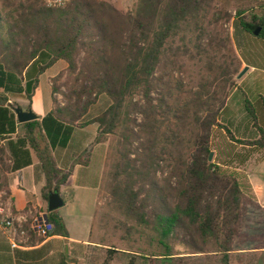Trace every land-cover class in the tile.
Returning a JSON list of instances; mask_svg holds the SVG:
<instances>
[{
  "label": "trees",
  "instance_id": "16d2710c",
  "mask_svg": "<svg viewBox=\"0 0 264 264\" xmlns=\"http://www.w3.org/2000/svg\"><path fill=\"white\" fill-rule=\"evenodd\" d=\"M240 1L248 3L233 17L227 6ZM257 29L264 41V0H138L136 8L112 0H71L63 8L45 0L4 2L0 91L25 96L31 110L41 76L60 62L75 84L64 107L22 125L20 107L0 96V192L6 174L32 166L35 155L48 202L104 138L117 134L109 204L126 236L144 228L163 249L153 264L161 256L168 264H232L249 242H261L251 252L264 258V236L247 234L248 216L259 207L246 175L209 162L213 129L223 128L219 116L243 66L234 37ZM103 96L110 106L83 122ZM91 125L98 126L96 140L60 169L53 153L69 149L76 130ZM252 145L264 150V136ZM48 221L52 234L68 236L58 212Z\"/></svg>",
  "mask_w": 264,
  "mask_h": 264
},
{
  "label": "crops",
  "instance_id": "0c3cea01",
  "mask_svg": "<svg viewBox=\"0 0 264 264\" xmlns=\"http://www.w3.org/2000/svg\"><path fill=\"white\" fill-rule=\"evenodd\" d=\"M236 48L243 67H247L249 71L231 92L227 105L219 116V124L223 128L213 129L211 152L214 153L213 162L216 165L246 175L250 195L259 209L264 211V181L256 179L263 168L264 150L252 145L264 136V41H249ZM241 49L243 52H240ZM239 92H242V100L236 102ZM246 104L251 107L249 114L245 110ZM20 105L21 109L28 111L30 103L26 100V103ZM52 110L53 104L40 120ZM229 110L231 116L222 120V116ZM95 126L97 127H90ZM88 127L76 130L69 149L53 153L60 169L71 168L75 162V153L80 155L96 140L98 127L93 136L84 142L75 141L76 135ZM219 131L226 132L228 141L236 147V151L238 149L242 152L241 159L231 160L225 165L219 163V152L214 147V133ZM100 150L103 153L97 155ZM107 155L106 145H97L88 165H77L69 184L61 188L65 206L57 212L67 228L68 236L52 234L42 240L32 237L23 247L12 249L0 227V264H153V242L147 238L144 242L139 241L130 234L126 236L117 227V219L105 216L104 212L109 205L106 200L109 171ZM96 159L98 164L95 167ZM6 178L7 184L0 195L14 212L31 216L49 214L48 202L43 198L47 176L38 157L33 156L32 166L16 173H7ZM69 191L72 192L71 198L67 197L70 195ZM157 259L159 264H168L164 262L163 256ZM195 259L201 262L203 260L200 257Z\"/></svg>",
  "mask_w": 264,
  "mask_h": 264
},
{
  "label": "rangeland",
  "instance_id": "374dc122",
  "mask_svg": "<svg viewBox=\"0 0 264 264\" xmlns=\"http://www.w3.org/2000/svg\"><path fill=\"white\" fill-rule=\"evenodd\" d=\"M12 2L14 0H0V7L4 4V2ZM55 0H45V2L50 6V7H58L54 5ZM71 1V0H70ZM112 1H117L122 4H129L132 8H136L138 4V0H112ZM19 2V0H17ZM247 1H240V2H233L230 5L227 6V10L229 13L235 17L236 16V9L238 7H241L243 4H247ZM259 4H262L261 2H258ZM68 4V3H67ZM65 7V6H64ZM63 8V7H61ZM259 8L257 9V11ZM227 29L230 30L231 36L233 35V29L231 27V24L226 27ZM247 38L244 36L239 38L237 35L234 37L235 42L238 44V46H242L243 43L247 42H256L258 43L260 40L263 41L262 39L258 38L259 36H255L254 34H245ZM236 47V44H234ZM243 49L240 50V52ZM237 52V50H236ZM238 54V53H237ZM244 54L245 51H244ZM243 65V64H242ZM244 67L242 66L241 72L243 71ZM240 72V73H241ZM241 81V80H240ZM239 83V81H237ZM75 84V78L72 76L67 68V65L64 64L63 62H60L58 65L50 69L46 74L41 76L40 78V83L39 87L35 93L34 97V105L31 110L35 112L36 115L39 117L44 116L48 111H50L52 104L53 108L55 107H64L65 106V95L68 94L73 85ZM54 89H58L59 91L54 92ZM242 92H239L236 95L235 101H240L242 100ZM0 96H5L1 91H0ZM8 99V104H12L15 106H18L21 108L20 103H26V97L25 96H5ZM11 99H10V98ZM11 100V102H10ZM53 101V102H52ZM55 101V102H54ZM110 106V100L106 97L103 96L101 97L96 105L92 107L90 110L89 115L87 116L86 119L83 120V122H89L95 117L99 116L102 114L108 107ZM29 109V108H28ZM27 109V110H28ZM245 110L250 112L251 107L249 104L245 105ZM231 110H229L227 113H225L222 116V120H224L227 117L231 116ZM249 114V113H248ZM252 117V115L250 116ZM98 127V126H97ZM97 127H88L86 130L82 131L81 134H77L75 137V141L82 140L84 142L91 136H93V133L97 129ZM235 133V131H232ZM214 138H215V145L214 147L218 150L219 155H218V160L219 163L222 165H225L229 163L231 160H237L241 159V154L242 152L237 149L236 147L232 146V144L228 141L229 136H227L226 132H215L214 133ZM118 143H119V136L117 134L108 136L104 138V144L107 147V156H108V168L109 171L111 169V166L113 164V157L116 154L117 148H118ZM103 150H100V152L97 153V155L102 154ZM81 156L84 155V152L80 153ZM237 155V156H236ZM98 156H96L97 158ZM98 164V160L96 159L95 162V167ZM262 169L257 175L256 179L259 180V182L264 181V163L262 165ZM108 171V173H109ZM108 181V180H107ZM107 193V202L108 204L110 203V197L108 190L106 189ZM105 216H108L110 218L117 219L118 222H116L117 227L120 229L119 223H123L122 217L116 213L111 207L110 204L108 205L107 209L105 210ZM138 230L136 233L139 231L143 234H136L135 232L132 234L134 238H136L139 241L144 242L145 239H148V235L150 232L145 230L144 228L138 227ZM124 234L125 231L121 228ZM247 233H249L252 236H264V211L261 209H256L252 210L251 213L248 216V221H247ZM261 243V242H260ZM259 242L252 243L249 242L237 249V251L234 253L233 258H232V264H262L264 262V258L258 257V254H254L251 252V249L261 245ZM162 249L158 248L157 243H154V255H161ZM260 253V252H259ZM258 257V258H257ZM159 264V263H158Z\"/></svg>",
  "mask_w": 264,
  "mask_h": 264
},
{
  "label": "built area",
  "instance_id": "2783aa9c",
  "mask_svg": "<svg viewBox=\"0 0 264 264\" xmlns=\"http://www.w3.org/2000/svg\"><path fill=\"white\" fill-rule=\"evenodd\" d=\"M70 0H55L54 5L64 7ZM0 227L5 233L12 249L27 244L32 237L42 240L52 235L54 226L46 219V215L31 216L16 213L0 195Z\"/></svg>",
  "mask_w": 264,
  "mask_h": 264
},
{
  "label": "water",
  "instance_id": "95a60500",
  "mask_svg": "<svg viewBox=\"0 0 264 264\" xmlns=\"http://www.w3.org/2000/svg\"><path fill=\"white\" fill-rule=\"evenodd\" d=\"M259 34H260V29H257L254 35L259 36ZM248 71L249 69L247 67L244 68L243 71L237 76L236 80L237 81L242 80ZM15 113L17 120L21 125L40 120V117L36 115L33 112V110L24 111L23 109L18 108L16 109ZM213 159H214V153L211 152L209 156V162H213ZM64 206H65V201L61 197L59 192L57 191L51 192L48 200V213L57 212L60 209H62ZM46 219L48 220V215H46Z\"/></svg>",
  "mask_w": 264,
  "mask_h": 264
}]
</instances>
